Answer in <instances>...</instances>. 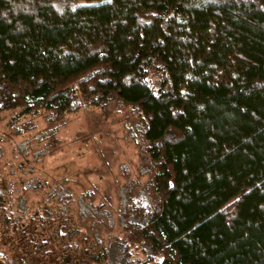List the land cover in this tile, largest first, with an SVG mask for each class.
<instances>
[{"label":"trees","instance_id":"trees-1","mask_svg":"<svg viewBox=\"0 0 264 264\" xmlns=\"http://www.w3.org/2000/svg\"><path fill=\"white\" fill-rule=\"evenodd\" d=\"M108 104L137 116L147 189L0 188V264H264V0H0V115Z\"/></svg>","mask_w":264,"mask_h":264},{"label":"rangeland","instance_id":"rangeland-1","mask_svg":"<svg viewBox=\"0 0 264 264\" xmlns=\"http://www.w3.org/2000/svg\"><path fill=\"white\" fill-rule=\"evenodd\" d=\"M10 116L9 111L0 115V188L9 189L14 196L21 193L28 206L41 201L47 182L56 183L59 189L69 187L76 195L92 190V203L103 202L104 208H110V200L116 204L118 185L127 187L129 181L137 179L132 190L147 189L141 126L131 107L85 106L62 120L49 122L43 117L28 115L15 120ZM18 128L21 130L15 131ZM30 180L44 185L41 190L24 189ZM71 225H75L73 221ZM50 229L52 239L59 242L57 223L53 222ZM0 243L4 240L0 239ZM12 246L13 241L8 247ZM88 247L87 253L77 250L75 254L96 256L99 247ZM55 255L28 257L23 262L14 255L12 261L60 264Z\"/></svg>","mask_w":264,"mask_h":264}]
</instances>
